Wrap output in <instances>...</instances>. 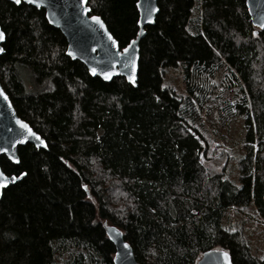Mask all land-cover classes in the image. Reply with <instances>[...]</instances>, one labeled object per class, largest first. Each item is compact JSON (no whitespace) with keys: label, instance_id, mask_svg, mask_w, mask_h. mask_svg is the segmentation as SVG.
I'll list each match as a JSON object with an SVG mask.
<instances>
[{"label":"trees","instance_id":"obj_1","mask_svg":"<svg viewBox=\"0 0 264 264\" xmlns=\"http://www.w3.org/2000/svg\"><path fill=\"white\" fill-rule=\"evenodd\" d=\"M137 2L89 0L121 49L137 35ZM158 6L134 86L91 76L67 55L44 9L0 0V82L47 144L21 146L17 164L0 156L7 175L25 173L0 197V264H114L104 222L121 229L142 264H197L214 248L232 264H264L244 230L224 224L228 211L250 206L264 220V29L245 0ZM177 67L184 94L165 85L166 70ZM223 67L240 92L223 111H236L244 126L238 183L203 162L212 138L198 123L199 89Z\"/></svg>","mask_w":264,"mask_h":264},{"label":"water","instance_id":"obj_2","mask_svg":"<svg viewBox=\"0 0 264 264\" xmlns=\"http://www.w3.org/2000/svg\"><path fill=\"white\" fill-rule=\"evenodd\" d=\"M8 1L14 3V0ZM22 2L38 9L45 10L47 21L52 26L58 28L66 38L67 55L70 56L68 53L71 52L72 55L70 57L73 60H78L83 63L87 67L91 76L99 77L107 82L111 81L114 77L124 76L128 83L136 86L140 60V43L142 38L145 36L146 26L154 24L155 22L156 16L159 12L158 0H138L137 5L138 3L140 5L139 7L137 6L139 12L138 21H141V23H138V32L136 37L133 39L136 41V44L134 48L130 50L129 54L125 56L116 55L117 52L122 51L119 43L118 47L113 48L105 30L101 29L98 24L91 20L92 16L99 17L107 29V33H110L116 40L103 19L99 15L91 14V8L88 4L89 0H84V2H81V0H42L40 7H37L35 4L28 3L27 0H21V3ZM245 5L252 24L260 28L259 25L264 23V0H245ZM85 8L88 9L87 12L84 11ZM153 8L156 9V11H151ZM149 15H151L153 21L151 23L148 22ZM0 31H3L1 26ZM5 40L6 34L5 39L0 41V48L2 49ZM3 52L4 49L0 52V55L3 54ZM133 59H135L136 64L134 73L135 83L128 79L130 75H133ZM125 64H127L128 67H125ZM92 68L96 69L95 75H93L90 71ZM103 72H113L114 74L109 80H105L101 74ZM0 90H2L4 95L8 98L5 100L2 96H0V148L7 150L6 152H0V156L5 155L10 161L17 164L15 161H19L18 149L21 146L32 144L36 148H47L40 144V140L44 141V144H46V141L27 121L22 119L17 114L12 100L5 91L1 82ZM17 120L25 122L32 132L40 138V140H37L36 136H29L27 130L20 128L17 124ZM20 141L23 142L21 143ZM0 171H2L4 176L10 181L6 187L0 188L1 197L4 189L20 181L25 176V173H23L24 175L20 174L18 176L7 175L3 171L1 165ZM12 177L19 178L14 182H11ZM103 227L110 241L115 246V255L113 259L114 264H142L136 259L133 248L125 240L124 234L120 228L109 224L108 222H104ZM117 232L120 233V235H117ZM125 244L128 245L127 249L124 248ZM222 251L227 252L221 248H214L205 251L198 260L197 264H224V258L221 254ZM229 260L230 264H232L230 254Z\"/></svg>","mask_w":264,"mask_h":264},{"label":"rangeland","instance_id":"obj_3","mask_svg":"<svg viewBox=\"0 0 264 264\" xmlns=\"http://www.w3.org/2000/svg\"><path fill=\"white\" fill-rule=\"evenodd\" d=\"M200 22L201 8L198 3L193 14L194 30H197L195 26ZM231 79L230 71L223 67L200 85L199 99L204 110L199 112L198 123L212 138V151L209 154L212 158L207 156L203 162L210 170L223 172L226 178L238 183V163L244 155V126L236 111L230 109L231 114L223 112L227 101L233 103L240 97L238 87L234 83L230 86ZM165 85L180 94L187 92L183 68H168ZM224 224L230 229H243L252 251L257 256L264 254V220L253 206L228 211Z\"/></svg>","mask_w":264,"mask_h":264},{"label":"snow or ice","instance_id":"obj_4","mask_svg":"<svg viewBox=\"0 0 264 264\" xmlns=\"http://www.w3.org/2000/svg\"><path fill=\"white\" fill-rule=\"evenodd\" d=\"M27 2L30 3V4H35L37 7H40L42 0H27ZM81 2H84V0H81ZM14 3L20 4L21 3V0H14ZM137 6L138 7L140 6L139 3H138ZM84 11L87 12L88 9L85 8ZM151 11H156V9L153 8V9H151ZM91 20L94 21L96 24H98L101 29H104L105 30L106 34L108 35L109 41H111L112 47L113 48L118 47V42L112 37V35L110 33H107V29L105 28V26H104L103 22L101 21V19L99 17H97V16H92L91 17ZM148 22L149 23L153 22L152 21V18H151V15H149V17H148ZM137 23H141V21H138ZM259 27L262 28V29H264V23H261L259 25ZM4 39H5V34H4L3 31H0V41H2ZM135 44H136V41L135 40H132L126 47H124L122 49V51L117 52L116 55H118V56H125V55L129 54L130 50H132L134 48ZM2 51H3V49L0 48V52H2ZM68 54L70 56L72 55L71 52H69ZM124 66L125 67H128L127 64H125ZM132 69H133V75H130L128 77V79L131 82L135 83V75H134L135 69H136L135 59L132 60ZM90 71L92 72L93 75L96 74V69L95 68H92ZM101 74L103 75V77H104L105 80H109L114 73L113 72H103ZM0 96H2L5 100L8 99L7 96L4 95V93H3L2 90H0ZM17 124L20 126V128L27 130L29 136H36V134L34 132H32V130L29 128V126L25 122L20 121V120H17ZM36 139L37 140H40V138L38 136H36ZM20 142L22 143L23 141H20ZM40 144L43 145L44 147H47V145L44 144V141H42V140H40ZM6 151H7L6 149L0 148V152H6ZM15 162L18 163L19 161L17 160ZM21 175H24V174L21 173ZM18 178L19 177H12L11 178V182H14ZM9 182H10L9 179L4 176V173L2 171H0V188L6 187ZM232 231H235V229H232ZM117 235H120V233L117 232ZM124 248L127 249L128 248V245L125 244L124 245ZM221 254H222L223 258H224V264H230L229 253L222 251ZM261 259L264 260V257H261Z\"/></svg>","mask_w":264,"mask_h":264}]
</instances>
